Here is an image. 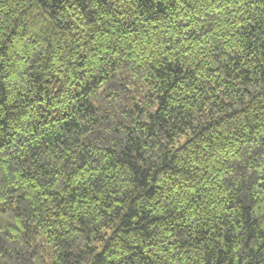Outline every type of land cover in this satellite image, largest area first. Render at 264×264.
Listing matches in <instances>:
<instances>
[{"label":"trees","instance_id":"16d2710c","mask_svg":"<svg viewBox=\"0 0 264 264\" xmlns=\"http://www.w3.org/2000/svg\"><path fill=\"white\" fill-rule=\"evenodd\" d=\"M0 264H264V0H0Z\"/></svg>","mask_w":264,"mask_h":264}]
</instances>
